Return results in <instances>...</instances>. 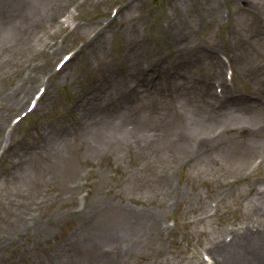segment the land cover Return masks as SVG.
<instances>
[{
  "label": "rangeland",
  "instance_id": "obj_1",
  "mask_svg": "<svg viewBox=\"0 0 264 264\" xmlns=\"http://www.w3.org/2000/svg\"><path fill=\"white\" fill-rule=\"evenodd\" d=\"M1 135L0 264H219L264 229V0H0Z\"/></svg>",
  "mask_w": 264,
  "mask_h": 264
},
{
  "label": "bare ground",
  "instance_id": "obj_2",
  "mask_svg": "<svg viewBox=\"0 0 264 264\" xmlns=\"http://www.w3.org/2000/svg\"><path fill=\"white\" fill-rule=\"evenodd\" d=\"M68 61L63 64L61 69ZM14 105L15 103L12 102L8 106L13 107ZM23 105L24 103L21 107ZM83 107L84 109H88L86 104ZM0 141H2V137ZM246 229L243 231L237 229L229 232L231 237L227 243H216L210 248V252L219 264H264V229L259 227L250 231Z\"/></svg>",
  "mask_w": 264,
  "mask_h": 264
}]
</instances>
